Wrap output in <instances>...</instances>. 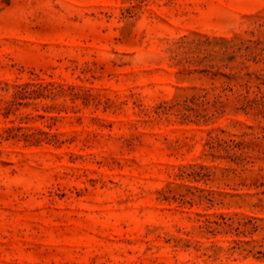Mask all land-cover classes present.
<instances>
[{
  "label": "rangeland",
  "instance_id": "rangeland-1",
  "mask_svg": "<svg viewBox=\"0 0 264 264\" xmlns=\"http://www.w3.org/2000/svg\"><path fill=\"white\" fill-rule=\"evenodd\" d=\"M0 264H264V0H0Z\"/></svg>",
  "mask_w": 264,
  "mask_h": 264
}]
</instances>
